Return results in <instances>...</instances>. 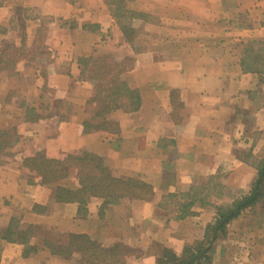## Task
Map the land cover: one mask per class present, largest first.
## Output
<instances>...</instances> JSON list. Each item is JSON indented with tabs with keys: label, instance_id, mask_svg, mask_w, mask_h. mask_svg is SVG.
I'll return each mask as SVG.
<instances>
[{
	"label": "crops",
	"instance_id": "1",
	"mask_svg": "<svg viewBox=\"0 0 264 264\" xmlns=\"http://www.w3.org/2000/svg\"><path fill=\"white\" fill-rule=\"evenodd\" d=\"M109 1L0 0V131L14 128L18 137L7 149L15 159L0 165V264H104L49 249L68 234L104 247L140 245L143 254L123 264H154L152 241L180 254L213 219L209 206L183 215L180 199L195 183L218 180L234 197L256 177L251 160L264 156V74L241 62L248 45L257 49L264 40V0H179V47H171L179 58L165 59L155 54L167 47L136 49L126 40ZM100 55L133 59L124 81L139 104L110 111L105 126H116L96 119L99 127L83 132L95 88L82 63ZM81 151L101 158L114 178L146 183L150 196L65 201L58 191L80 189L77 175L41 183L20 165L28 152L58 158ZM178 196L179 218L160 215ZM233 245L211 264H252Z\"/></svg>",
	"mask_w": 264,
	"mask_h": 264
},
{
	"label": "trees",
	"instance_id": "2",
	"mask_svg": "<svg viewBox=\"0 0 264 264\" xmlns=\"http://www.w3.org/2000/svg\"><path fill=\"white\" fill-rule=\"evenodd\" d=\"M123 32L125 35V31ZM126 40L130 42L128 36ZM241 64L246 70L264 74V41L257 43V49L249 47ZM132 65L131 57H124L122 61L115 62L108 55L91 57L88 61H83L82 66L86 71V77L93 82L95 88V95L90 100L95 105V110L92 116L84 121L83 132L99 127L94 122L96 119L102 122L103 128L109 124L113 125L109 121L110 123L105 126V120L107 114L114 109L137 108L138 93L129 90L124 81V75ZM16 141L17 134L14 128L0 131V163L7 161L6 157L10 156L7 149L12 147ZM21 165L38 174L41 183L63 179L71 173L77 175L80 189L58 191L61 199L65 201L75 198L83 201L86 194L104 197L107 202L118 201L123 196L147 199L152 190L149 185L137 179L114 178L110 175L103 160L88 151L63 155L58 158H48L36 153L34 156L24 157ZM253 165L256 177L249 191L246 194L232 196L227 201L223 200L226 197L223 192L224 187L216 181L201 187H191L192 201L182 203L183 215L190 213L187 210L196 205L198 207H213L214 217L205 226L201 239L186 245L180 254L171 249L162 248L155 264H211L217 240L225 236L228 225L247 210L254 208L259 203H264V156L256 159ZM70 195L73 197H69ZM63 241L58 244H48V247L53 252L75 257L74 260L85 263L123 264L128 257L140 256L121 243L104 247L94 243L85 235L68 234Z\"/></svg>",
	"mask_w": 264,
	"mask_h": 264
},
{
	"label": "rangeland",
	"instance_id": "3",
	"mask_svg": "<svg viewBox=\"0 0 264 264\" xmlns=\"http://www.w3.org/2000/svg\"><path fill=\"white\" fill-rule=\"evenodd\" d=\"M156 1L158 0H111L109 1L108 7L113 16H115V18L119 22L121 29L125 31L126 38L128 36L130 43L135 44L136 49L144 48L146 45L153 47L158 46L161 48L167 47V49L169 50L168 53H158L155 55L161 59H165L164 57L179 58V51H177L176 53H172L173 48H171L173 46L179 47V0H166V3H163L165 0H162L161 3L163 4L157 3L143 5L144 2ZM143 8H148L149 12L144 11ZM146 24L152 25L151 27H145ZM144 40H146V43L144 42ZM254 46L255 44H250L247 47L254 48ZM116 55L117 57L122 58L124 52H116ZM3 120V124L7 127L11 126V124L14 122L11 117H7V119ZM30 153L31 152H28L29 155L25 156H34L36 154ZM6 159L7 161L5 160L1 162L0 165H3V163L9 162L10 160H14L15 158L10 154V156L6 157ZM251 161L252 164L255 162L254 160ZM211 181H208V184L205 182H198L195 183V186L201 187L205 184L209 185ZM216 182L219 183L218 180H216ZM228 188L229 187L226 186V194H234L233 191L229 190ZM192 192L193 191L189 190L187 194L181 197V209H183L182 202L192 201ZM227 195L223 199L224 201H227L229 197H231ZM166 204H168L166 212H161V210H159L160 215L168 218L174 217L173 215H175L176 217L179 216L178 213L174 214L175 209H178L177 204H179V196L170 197L166 201ZM187 211H189V209ZM237 219L234 220L235 222L232 227L230 225L231 223L228 225L225 236L217 240L213 255L217 253L220 255L225 254V251H223V247L227 246L229 243H233L234 245L229 247L231 251H247L250 262L252 264H256L257 256H264V248L262 247L261 239H259V237H264V203L257 204L254 208L247 210L240 216L238 220ZM151 226L156 227L153 224ZM132 232L136 233L137 231ZM173 237H175L174 234ZM257 239L258 242L256 241ZM152 242L153 243L150 246L151 251H149V253L152 254V261H154L153 263L155 264V261L160 255L162 248L168 247L161 242ZM240 245L242 246V249ZM126 246L132 249L135 254L141 256L143 248L142 246ZM176 246V250H179V243H176ZM168 249H171L172 251L174 250L171 247H169ZM227 252L230 253L229 251Z\"/></svg>",
	"mask_w": 264,
	"mask_h": 264
}]
</instances>
